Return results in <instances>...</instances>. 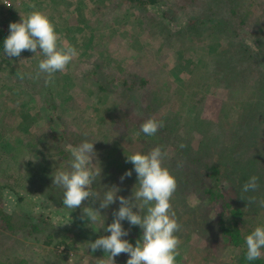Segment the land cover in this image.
Here are the masks:
<instances>
[{
  "label": "rangeland",
  "instance_id": "rangeland-1",
  "mask_svg": "<svg viewBox=\"0 0 264 264\" xmlns=\"http://www.w3.org/2000/svg\"><path fill=\"white\" fill-rule=\"evenodd\" d=\"M178 1L149 5L144 9L127 0H10L11 6L0 4V23L9 26L12 22H20L21 15L26 17L31 11L43 12L55 25L62 43L77 50V56L66 69L55 73L53 81L47 84L56 106L53 109L46 108L43 99L45 86L41 85L45 75L35 78L38 63L44 58L42 52L39 49L36 53L28 51L11 58L8 63L7 58L0 56V128L5 130L3 139L7 143L6 147H2L0 142V209L7 213L18 209L23 212L30 210L36 216L43 214L47 220L43 231L51 230L52 241L59 240L61 234L66 235V242L73 240L72 247L68 249L57 247L59 255L57 260H52L50 250L55 247L43 243L45 233L27 235L19 230L13 236L20 242L9 254V259H5V264H18L23 255L35 264H56L57 261L58 264H96L99 259L108 258L102 249L93 251L88 247L102 236L96 235L102 223L90 224L86 218L82 219L85 207L99 206L89 198L80 207L71 210L57 202V192L41 185L45 176L42 173L44 167H51L53 175L70 167L71 154L67 149L72 145L61 137L62 128L72 136L85 134L86 137L93 135L95 140L102 139L95 147L94 167H98L99 159L106 158L103 148L109 144H119L128 155L144 150L143 144L136 139V129L127 126L118 133L110 127L117 117L118 98L111 92L98 90L96 84L90 82L91 77L87 79L86 73L93 64H102L106 77L113 78L109 85L111 90H117L118 81L126 79L129 74L141 76L149 71L155 73L154 80L161 84V90L157 92L160 105L156 113L164 120L172 114L179 118L174 142L179 136L190 137L200 120H211L214 124L205 126L197 137L209 130L205 138L214 143L215 154L227 162H230L229 158H238V167H245V173L258 169L262 181L254 192L242 195V198L250 201V204L244 202L246 213L252 215L250 221L246 220L247 227H256L264 220V207L260 205V201L264 200V165L260 164H264L262 139H250L249 131H246L245 125L242 126L249 117H254L255 122L263 120L264 91L258 85V79L249 83L251 77H247L246 81L243 79L246 83L231 81L234 86L239 84L231 94L225 86L208 84L207 81L200 87L194 83L190 86L184 84L192 80L194 74L190 72L199 66L197 60L192 59L208 56L226 35L202 28L197 40L193 35L197 33L192 32L178 39L169 32L185 22L184 18L178 17L179 13L175 14L171 30L162 32L154 17L163 9L178 11L183 7ZM257 5L264 8V0H246L240 10L241 16L246 21L253 20ZM173 14L163 22L174 19ZM228 64L234 65L236 61L227 60ZM192 94L193 99L188 97ZM244 105L251 111L241 116L239 108ZM261 128L264 129L263 126ZM242 138H245L243 144L236 147ZM248 141L247 146L245 143ZM172 146L166 148L169 156ZM26 157L31 159H24ZM244 162L250 163L246 165ZM102 186L105 189L118 187L117 196L128 197L132 193L129 188L124 190L126 187L118 178L109 185L103 182ZM185 190L182 188L172 197V210L181 214H186L185 211L196 201L190 190ZM22 195L24 199L21 202L17 196ZM116 205L119 206L118 200L105 211L100 210L104 224L112 223L110 208ZM34 216H31L33 221L38 222ZM186 218L185 215L180 221L181 227L185 226L182 228L184 231L180 229L181 234L175 233L181 241L178 247L180 259L176 264L225 262L231 255L230 246L223 247L218 236L214 237L212 233L205 237L189 231ZM121 223L128 230V235H136L135 226L126 220ZM137 227L142 233V229ZM0 233L4 235L8 232L0 229ZM123 254L114 257L115 264H122Z\"/></svg>",
  "mask_w": 264,
  "mask_h": 264
},
{
  "label": "trees",
  "instance_id": "trees-1",
  "mask_svg": "<svg viewBox=\"0 0 264 264\" xmlns=\"http://www.w3.org/2000/svg\"><path fill=\"white\" fill-rule=\"evenodd\" d=\"M130 3L144 9L149 5L165 4L169 2H176V0H127ZM182 2L183 7L174 12H168L167 9L161 10L159 15H156L155 21L157 27L161 28V31L171 30V23L175 20V14L178 17L184 18V23L178 26V28L172 29L169 33L178 39H181L192 33L194 39H198L200 29H209L215 31L217 34L221 33L226 38L221 40L220 44L215 50H212L208 56H199V58H193L199 66L190 72L194 74L184 84L190 86L193 83L200 87L202 83L207 81L208 84L225 86L228 93L231 94L236 88L233 82L246 81L247 77H251L249 81L252 84V80H257L258 85L264 91V8L263 6H256V13L253 15V20L246 21L241 16V7L246 3V0H179ZM178 1V2H179ZM177 11V12H175ZM173 14L171 20H166L168 23H164L168 16ZM251 33L252 35H250ZM10 34L9 26L5 23H0V56L7 58V63L11 58L4 54L3 42L5 38ZM28 50L22 51L21 55L27 54ZM235 60L236 64L226 65L227 60ZM102 64H93L86 73L87 79H90L91 83H95L98 90L111 92L118 98L116 103L117 117L111 124V128L121 131L124 127H131L137 130L136 139L143 144V152H147L150 149L160 146L163 150H166L167 146L173 145L172 154L164 160V165L169 168L170 172L175 176L177 181V188L174 192L183 191L189 189L192 195L195 196V203L185 211L186 214L173 210L176 213L177 222L183 219L186 215L187 226L186 228L195 232L198 235L208 237V234L212 233L218 236L223 247L230 246V256L225 262L220 264H264V250H262V256L253 261L246 259V243L245 237L249 235L255 227H247L246 220L250 221L252 215L246 213L244 202L250 204L247 199L241 198L242 195H249V193L242 192L243 185L247 180L252 177H258V183L262 181L257 168L254 170L246 171L245 167L239 165L238 158H229L230 162H227L223 158L215 154L213 148V142L210 139H206L207 132L205 131L197 137V135L204 130L205 126H211L214 123L209 120L204 122L200 120L193 129V134L190 137L179 136L176 142L173 141L174 133L176 132V126L179 122V118L175 114L168 116L165 120L161 119L156 113L159 108L160 101L157 97V92L161 90V84H158L154 80L152 71L147 74L137 75L132 73L127 76L126 79L118 81L119 87L117 90H111L109 85L113 81V78H107L106 72L103 71ZM240 72V73H239ZM86 78V77H85ZM244 79V80H243ZM115 80V79H114ZM41 87L45 86V94L43 99L46 102V108H54L52 92L48 89L49 83H45V79L42 81ZM246 83V82H244ZM189 98L193 99L194 94L188 95ZM49 105V106H48ZM251 109L245 105L240 106V115H247ZM13 113V112H12ZM158 115V116H157ZM135 116V117H134ZM149 118H155L158 121H163V127H160L153 136H146L141 132V124ZM13 119V117H12ZM254 117H249L245 120L244 124L246 131L250 133V139L259 137L262 139L261 149H264V117L263 120L255 122ZM208 124V125H207ZM201 125V126H200ZM120 127V128H119ZM210 128V127H209ZM120 129V130H119ZM212 129V128H210ZM4 129L0 128V142L2 147H6V140L3 139ZM64 128L61 129V137L65 138L68 143L72 146H77L84 140L94 141L96 138L91 135L86 137L82 135H70ZM118 132V133H119ZM58 136V135H56ZM243 135H240L241 137ZM200 138V139H199ZM245 138L237 142L236 147H240L243 144ZM94 148L98 147L102 139L95 140ZM137 141V142H138ZM250 143H245L247 146ZM184 144V148H180L179 145ZM241 144V145H240ZM35 146L36 143L33 142ZM240 145V146H239ZM253 145V144H250ZM106 151V158L98 160V167L101 168V175L97 177L96 181L93 182L92 189L95 192H99L103 196L104 190H106L102 184L109 185L116 178L120 177L128 170H133L131 177H125L122 181V185L133 190L134 183H137V174L134 171V166L130 162H126L127 152L125 149L119 146V144H109L104 146ZM97 151V150H95ZM64 153V150H62ZM65 157L67 156L64 154ZM130 155V154H129ZM180 162H183V166H178ZM245 163V162H244ZM250 163V162H247ZM245 163L246 165H249ZM261 165L262 162H260ZM232 165V167H230ZM94 167V166H93ZM96 167V166H95ZM97 167V168H98ZM49 169H51L49 173ZM67 167L65 170H68ZM233 169V170H232ZM231 171V172H230ZM53 169L51 167H44L42 173L45 174L42 180V186L49 187V191L57 192V202L63 204V189L53 184ZM48 173V174H47ZM49 174H51L49 176ZM235 176H234V175ZM236 177V178H235ZM121 181V180H120ZM131 186H128L130 185ZM128 186V187H127ZM14 190V187H10ZM59 188V189H58ZM185 190V191H186ZM188 190V191H189ZM189 192V193H190ZM241 194V195H240ZM54 195V194H51ZM240 195V196H239ZM47 197V196H46ZM52 197V196H51ZM19 201L22 202L24 195L17 196ZM52 199H54L52 197ZM92 199V198H91ZM93 200V199H92ZM94 201V200H93ZM173 198L171 199V203ZM99 206V201H94ZM119 206H113L110 211L113 213L118 210ZM105 211V209H104ZM103 212V210H102ZM32 214L35 215L34 219L37 218L36 222L32 219ZM114 216L112 218V221ZM81 221V218H80ZM102 221V219H101ZM264 221V220H262ZM260 222L257 226H263L264 222ZM47 223L46 218L43 214L36 216V213L32 211H18L14 209L13 213H7L0 209V229L7 230V234L1 235L0 233V264H5V259H9V254L14 250L17 244L20 242L13 235L19 232L27 235H33L41 232L44 234V224ZM82 223V222H81ZM109 223L104 224L106 227ZM43 226V227H42ZM185 227V226H183ZM180 224V229H182ZM136 235H127L122 239H127L133 246H135L137 239L142 235L141 231L137 226ZM51 231V230H50ZM46 232L43 236V243L54 245V249L50 250L53 254L52 260H57L59 253L56 251L57 247L63 246L64 249L72 247L73 240L66 242V235L61 234L59 240L52 241V232ZM68 231V230H67ZM180 233V230L177 234ZM110 235L109 232H105L104 227H101L100 231L96 235ZM181 234V233H180ZM181 236V235H180ZM100 237V236H99ZM125 254V253H124ZM123 254V255H124ZM122 261L124 258H121ZM180 254L176 256V261H179ZM58 262V261H57ZM56 262V264H58ZM18 264H35L25 256H21L18 260ZM37 264H41L40 262Z\"/></svg>",
  "mask_w": 264,
  "mask_h": 264
},
{
  "label": "clouds",
  "instance_id": "clouds-1",
  "mask_svg": "<svg viewBox=\"0 0 264 264\" xmlns=\"http://www.w3.org/2000/svg\"><path fill=\"white\" fill-rule=\"evenodd\" d=\"M9 32L3 42L4 54L9 58L19 57L22 51L36 53L39 49L44 58L38 63L35 78L45 75L46 84L52 82L55 73L63 72L77 56L76 48L62 43L55 25L43 12L31 11L26 17L21 15L20 22L10 23ZM160 127H163V121L149 118L141 124L140 130L146 136H153ZM94 142L84 140L77 146L68 147L71 154L70 167L68 170L57 171L53 175V184L63 189V205L71 210L80 207L89 198L99 201L98 208L85 207L82 215V219L86 218L90 224L102 223L105 232L110 233L88 245L93 251L102 249L108 254L107 259H99L96 264H115L114 257L121 253L129 255L126 264H176L181 241L175 233L180 230V224L171 206L177 181L164 165L169 153L156 146L147 152L127 154L126 162L133 164L137 174V183L131 195L117 196L119 188L112 186L104 190L101 196L92 190L93 182L101 175V168L93 167V158L96 156ZM179 147L184 148L185 145ZM178 166L182 167L183 162ZM132 171H126L120 177L121 182L125 177H131ZM257 188L258 177L252 176L243 185L242 192H254ZM117 200L119 208L113 212L112 223L105 227L100 210L108 208ZM260 205L264 207V200L260 201ZM125 220L131 226L142 229V235L135 246L127 239H122L128 235V230L121 223ZM245 243L246 259H259L264 250V226L255 227L245 237Z\"/></svg>",
  "mask_w": 264,
  "mask_h": 264
},
{
  "label": "built area",
  "instance_id": "built-area-1",
  "mask_svg": "<svg viewBox=\"0 0 264 264\" xmlns=\"http://www.w3.org/2000/svg\"><path fill=\"white\" fill-rule=\"evenodd\" d=\"M0 4L8 6V4H10V0H0ZM128 258H129V255L125 254L122 264H126Z\"/></svg>",
  "mask_w": 264,
  "mask_h": 264
}]
</instances>
